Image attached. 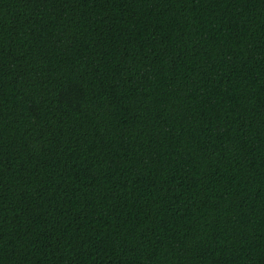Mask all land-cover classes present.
Instances as JSON below:
<instances>
[{"label":"trees","instance_id":"1","mask_svg":"<svg viewBox=\"0 0 264 264\" xmlns=\"http://www.w3.org/2000/svg\"><path fill=\"white\" fill-rule=\"evenodd\" d=\"M0 264H264V0H0Z\"/></svg>","mask_w":264,"mask_h":264}]
</instances>
